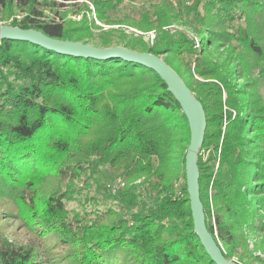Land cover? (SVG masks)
Masks as SVG:
<instances>
[{"label": "trees", "instance_id": "trees-1", "mask_svg": "<svg viewBox=\"0 0 264 264\" xmlns=\"http://www.w3.org/2000/svg\"><path fill=\"white\" fill-rule=\"evenodd\" d=\"M153 1L138 20L117 21L105 15L111 0L91 3L105 24L157 32L151 47L120 37L131 50L166 55L203 107L197 166L207 230L225 258L264 264L254 255L264 254V102L255 87L264 81V0H192L185 25L197 42L162 29L182 14L175 16L166 0ZM36 3L0 0V11L11 15L21 7L23 17L9 25L51 38L91 36L85 15L78 22L43 21ZM233 21L244 26L234 28ZM114 31L101 35V46L109 47ZM188 143L187 120L154 71L0 41V207L29 236L17 244L0 237V264H215L193 232ZM103 168L123 186L108 190L116 205L102 210L81 190ZM53 248L66 249L65 259L51 257Z\"/></svg>", "mask_w": 264, "mask_h": 264}, {"label": "rangeland", "instance_id": "rangeland-1", "mask_svg": "<svg viewBox=\"0 0 264 264\" xmlns=\"http://www.w3.org/2000/svg\"><path fill=\"white\" fill-rule=\"evenodd\" d=\"M106 1V0H101ZM158 2L160 0H157ZM168 3L173 4L175 6V16L177 12H180V19H174L171 21V24L163 27L165 31H168L172 35H176L179 32L184 33L187 38L194 40L197 42V35L195 32L185 25L192 14L188 13L190 11V7L193 4L192 0H166ZM153 0H111L112 8H106L105 15L112 21L116 19L122 20V18L128 16L132 20H138L140 18V14L149 9V5L155 3ZM37 10L42 12V16L40 17L43 21H53V22H64L68 21L78 22L81 20L82 16H86V22L91 33V36L86 37L85 41H75L83 44H87L94 47L103 48L101 46V35L105 32H109L110 30H115L110 39L109 47L113 46H123L122 38L120 34H123L127 40L137 39L147 47H151L156 40L157 32L154 30L149 31H141L136 28H133L126 24H105L104 21L98 20L94 15V9L91 3V0H37L36 3ZM23 8V7H22ZM23 9L21 7H16L13 9V13L9 15L5 10L0 11V25L6 24L9 25L11 20L15 18L23 17ZM89 10V11H88ZM199 10L202 13L203 7L202 3L199 4ZM62 18V19H61ZM117 21V20H116ZM241 23L244 26L243 22L233 21L230 25L236 28L237 24ZM71 23H69L70 25ZM72 25V24H71ZM124 47V46H123ZM105 48V47H104ZM127 48V47H126ZM129 49V48H128ZM219 52L223 51L222 48L219 47ZM136 52H140L139 50H133ZM162 60L166 57V55L159 56ZM258 76V71L255 68L252 72L251 77L256 78ZM196 80H201L198 77L194 76ZM242 80H239V84H242ZM256 90L258 94L261 96L264 102V81L260 80L256 84ZM207 156V151L203 153V158ZM217 167V164L215 168ZM118 175L112 172L109 169H102V174L97 175L95 180L90 182L88 188L82 189L81 192L84 195L90 197V201L98 209H105L106 206L114 208L116 202L112 200V196L108 194V186L115 184L118 179ZM142 179L137 181L138 184ZM183 181L180 180L176 185V188L181 187ZM253 185V182H251ZM254 186V185H253ZM251 193V191H250ZM211 192L209 191V196ZM111 196V198H110ZM90 202V203H91ZM71 203L69 204V207ZM211 208V214L213 215V208ZM72 209H78L79 203L77 201H73ZM6 237L9 241L13 242V244L17 243H26L29 239V236L25 234L23 231H19L17 228V223L15 220L8 218L6 214H4V210L0 207V237ZM257 241V237H249L247 239V248L248 250H254L255 242ZM53 246V245H51ZM65 250L66 249H51L50 255L51 257H59L62 255V259H65ZM254 255L259 256L264 260V254L261 251L255 250ZM232 260H235L232 258ZM61 262V261H60ZM257 264V263H254Z\"/></svg>", "mask_w": 264, "mask_h": 264}, {"label": "water", "instance_id": "water-1", "mask_svg": "<svg viewBox=\"0 0 264 264\" xmlns=\"http://www.w3.org/2000/svg\"><path fill=\"white\" fill-rule=\"evenodd\" d=\"M2 40L28 42L43 49L75 58L99 61L120 59L154 71L179 104L188 123L189 143L184 157V171L193 232L198 237L206 254L215 264H239L235 260L223 256L219 244L207 230L204 210L199 198L197 157L203 144L206 128L203 107L178 74L164 60L151 53L136 52L123 46L94 47L80 42L51 38L34 29H21L6 24L0 25V41Z\"/></svg>", "mask_w": 264, "mask_h": 264}, {"label": "built area", "instance_id": "built-area-1", "mask_svg": "<svg viewBox=\"0 0 264 264\" xmlns=\"http://www.w3.org/2000/svg\"><path fill=\"white\" fill-rule=\"evenodd\" d=\"M122 186H123V183L120 181H117V182H115V184L109 185L108 189H109V191L114 193L116 191V189L121 188Z\"/></svg>", "mask_w": 264, "mask_h": 264}]
</instances>
